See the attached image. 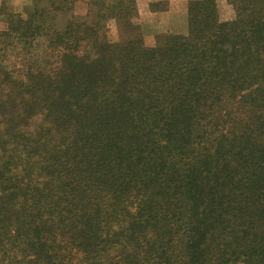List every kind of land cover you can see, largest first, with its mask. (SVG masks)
<instances>
[{"label":"trees","instance_id":"16d2710c","mask_svg":"<svg viewBox=\"0 0 264 264\" xmlns=\"http://www.w3.org/2000/svg\"><path fill=\"white\" fill-rule=\"evenodd\" d=\"M225 1L151 47L135 0L7 17L0 264H264V0Z\"/></svg>","mask_w":264,"mask_h":264},{"label":"rangeland","instance_id":"374dc122","mask_svg":"<svg viewBox=\"0 0 264 264\" xmlns=\"http://www.w3.org/2000/svg\"><path fill=\"white\" fill-rule=\"evenodd\" d=\"M190 0H181L175 4H167L163 0H135L136 15L133 19L138 26L139 33L143 38L144 45L151 47L155 44L157 37L165 34H185L187 3ZM34 3L39 4V0H28L23 3L17 0H0V30L6 26L7 17L15 18L20 16L25 18L28 11ZM86 0H78L76 3V14H83L85 11ZM219 16L222 20L231 19L233 11L225 0H216ZM12 16V17H11ZM6 22V23H5ZM117 23L115 21L107 22V38L115 41L118 38ZM10 54L4 63L12 67L15 71L24 70L23 63L30 66L39 65V43H33L29 48V55L21 59L23 49L19 45L10 47ZM37 60V61H36Z\"/></svg>","mask_w":264,"mask_h":264},{"label":"crops","instance_id":"0c3cea01","mask_svg":"<svg viewBox=\"0 0 264 264\" xmlns=\"http://www.w3.org/2000/svg\"><path fill=\"white\" fill-rule=\"evenodd\" d=\"M17 1H22L23 3L27 2L28 0H17ZM165 1L167 4H175V3H178L180 2L181 0H163Z\"/></svg>","mask_w":264,"mask_h":264}]
</instances>
